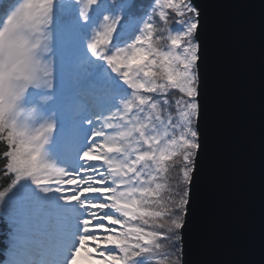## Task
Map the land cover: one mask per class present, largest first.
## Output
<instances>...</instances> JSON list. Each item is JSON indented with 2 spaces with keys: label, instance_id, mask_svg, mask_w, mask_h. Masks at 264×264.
Masks as SVG:
<instances>
[{
  "label": "snow or ice",
  "instance_id": "1",
  "mask_svg": "<svg viewBox=\"0 0 264 264\" xmlns=\"http://www.w3.org/2000/svg\"><path fill=\"white\" fill-rule=\"evenodd\" d=\"M201 27L196 0H0V264H185Z\"/></svg>",
  "mask_w": 264,
  "mask_h": 264
},
{
  "label": "water",
  "instance_id": "2",
  "mask_svg": "<svg viewBox=\"0 0 264 264\" xmlns=\"http://www.w3.org/2000/svg\"><path fill=\"white\" fill-rule=\"evenodd\" d=\"M202 9V149L185 264H264V0Z\"/></svg>",
  "mask_w": 264,
  "mask_h": 264
},
{
  "label": "trees",
  "instance_id": "3",
  "mask_svg": "<svg viewBox=\"0 0 264 264\" xmlns=\"http://www.w3.org/2000/svg\"><path fill=\"white\" fill-rule=\"evenodd\" d=\"M4 150H5V145L3 142H0V153H2ZM0 160H2V157H0ZM171 175L175 177L176 175L175 170H173ZM6 179L8 178L4 175L2 171V163H0V187L4 186ZM173 183H175V181H173ZM4 231H6L5 225L3 223H0V233Z\"/></svg>",
  "mask_w": 264,
  "mask_h": 264
}]
</instances>
